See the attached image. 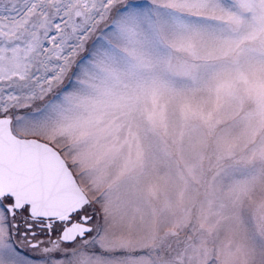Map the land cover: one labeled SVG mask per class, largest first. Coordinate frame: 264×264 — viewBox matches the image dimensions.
Listing matches in <instances>:
<instances>
[{
  "label": "snow or ice",
  "instance_id": "obj_1",
  "mask_svg": "<svg viewBox=\"0 0 264 264\" xmlns=\"http://www.w3.org/2000/svg\"><path fill=\"white\" fill-rule=\"evenodd\" d=\"M0 264H264V0H0Z\"/></svg>",
  "mask_w": 264,
  "mask_h": 264
}]
</instances>
